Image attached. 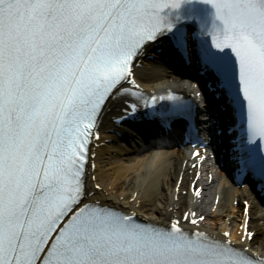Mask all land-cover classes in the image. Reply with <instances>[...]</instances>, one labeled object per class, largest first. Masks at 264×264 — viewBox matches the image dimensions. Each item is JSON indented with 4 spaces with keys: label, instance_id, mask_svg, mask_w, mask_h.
<instances>
[{
    "label": "snow or ice",
    "instance_id": "6c2138e0",
    "mask_svg": "<svg viewBox=\"0 0 264 264\" xmlns=\"http://www.w3.org/2000/svg\"><path fill=\"white\" fill-rule=\"evenodd\" d=\"M182 25L243 133L238 174L264 184V0H0V264H264L185 228L195 211L158 226L91 200L105 116L129 118L138 66L166 36L188 52Z\"/></svg>",
    "mask_w": 264,
    "mask_h": 264
},
{
    "label": "bare ground",
    "instance_id": "6f19581e",
    "mask_svg": "<svg viewBox=\"0 0 264 264\" xmlns=\"http://www.w3.org/2000/svg\"><path fill=\"white\" fill-rule=\"evenodd\" d=\"M147 70L148 68L137 69V78L143 82L147 92L153 89L164 91L166 88L191 90V87L174 73L173 75H168L166 72L151 74ZM120 110H122L121 107L111 110L105 116L102 132H107V129L111 127L110 117L121 112ZM112 151L115 155L111 158L114 160L129 162L133 157L135 165L116 167L111 177L106 170L105 155L110 156ZM137 151L136 147L121 148L118 145L112 147L109 145L97 150V169L92 173L96 179L89 181L95 193L91 199L102 200L106 203H110L112 200L129 203L141 213L161 221H168L171 217L180 218L183 212L191 211H195L198 216L206 214L209 218L229 214L233 219L239 220L242 217L241 210L239 206L233 204V201L237 196L242 200L247 195L250 207L257 209V213L250 223L257 227L264 225V203L245 191L242 193L239 190L233 192L230 188V181L223 174V178H221L219 170L209 160L202 162L199 169H191V162L188 161L184 151L177 152L175 149L161 155H152V152L148 151L141 155H134ZM197 174L198 177L193 180ZM179 176L181 181L176 188ZM193 181L194 190L200 189L199 196L190 189V184ZM96 183L101 185L102 190L94 187ZM166 185L173 188V194L165 192ZM184 190L187 191L185 196L182 195ZM157 202L164 203L165 209H161L156 204ZM241 224L243 225L242 222ZM198 229L209 230V227L206 228L203 223H200ZM227 230L228 223L224 222L221 231ZM219 236L224 239L222 234ZM242 236V230L238 223L229 238L233 241H242ZM242 245H249L247 239Z\"/></svg>",
    "mask_w": 264,
    "mask_h": 264
},
{
    "label": "rangeland",
    "instance_id": "374dc122",
    "mask_svg": "<svg viewBox=\"0 0 264 264\" xmlns=\"http://www.w3.org/2000/svg\"><path fill=\"white\" fill-rule=\"evenodd\" d=\"M153 67V66H151ZM113 145H116L117 143H112ZM110 144V145H112ZM118 145V144H117ZM112 149V148H111ZM113 153L109 156V155H105V161L107 163L106 166V170L110 173V176L112 177L113 175V171L114 168L116 167H126V166H134L135 165V160L134 158L130 159L129 162H126L125 160L122 161H118V160H114L113 158H111L112 156H114V151H112ZM172 185V184H171ZM171 191V186L166 185L165 187V192L170 193ZM161 209H165V204L162 202H157L156 203ZM256 208H251V220H253V217L256 215ZM240 221L238 219H233L229 214L226 215H221L219 217H211L209 218L208 216H206L205 220L203 222H205V226L206 227H210L211 229H214L217 233L221 232V227L222 224L224 222L228 223V226L230 228V230H235L237 228V224L239 223L240 225ZM251 228L254 229L255 231V239H254V243L253 241H251L250 243L253 245V247L258 250L261 248V246L264 248V225L263 226H252L251 224ZM262 251H264V249L261 248Z\"/></svg>",
    "mask_w": 264,
    "mask_h": 264
}]
</instances>
